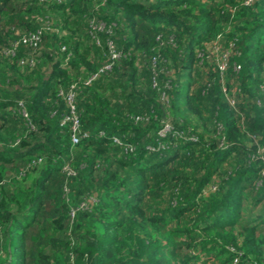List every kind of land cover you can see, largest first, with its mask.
Wrapping results in <instances>:
<instances>
[{
	"label": "trees",
	"instance_id": "obj_1",
	"mask_svg": "<svg viewBox=\"0 0 264 264\" xmlns=\"http://www.w3.org/2000/svg\"><path fill=\"white\" fill-rule=\"evenodd\" d=\"M263 155L264 0H0V264H264Z\"/></svg>",
	"mask_w": 264,
	"mask_h": 264
},
{
	"label": "built area",
	"instance_id": "obj_2",
	"mask_svg": "<svg viewBox=\"0 0 264 264\" xmlns=\"http://www.w3.org/2000/svg\"><path fill=\"white\" fill-rule=\"evenodd\" d=\"M32 38L33 37L31 36L29 39H32ZM24 41H26V40L24 39ZM215 49H217V46H215ZM111 52H112L111 53V58H116L117 55H118V53H116L114 50H111ZM225 58H226V53H224V55L222 56V60H224V61L221 60L222 62H219V68L221 69V71L225 68V65H226L225 64ZM109 65L110 64L108 63L106 65V67H108ZM70 107L73 108V105H71V103H70ZM71 121H72V123H71V129L73 131V134H72V140H73V142H78L80 140V138H82V137L85 138V137H88L89 136V134L86 133V132H82V133L79 132V130H78V120H77V117L76 116H72Z\"/></svg>",
	"mask_w": 264,
	"mask_h": 264
},
{
	"label": "rangeland",
	"instance_id": "obj_3",
	"mask_svg": "<svg viewBox=\"0 0 264 264\" xmlns=\"http://www.w3.org/2000/svg\"><path fill=\"white\" fill-rule=\"evenodd\" d=\"M220 39H221V38H219V40H218L217 43H216V45H217V49H216V51H215V54H216L217 56H219L218 62H222L220 56H221V55H224V53H225L224 48H221V46H220V43H219ZM216 45H215V46H216ZM111 53H112V52H111ZM111 53H110V57H111ZM231 104H232V102H231ZM263 159H264V155H263Z\"/></svg>",
	"mask_w": 264,
	"mask_h": 264
}]
</instances>
